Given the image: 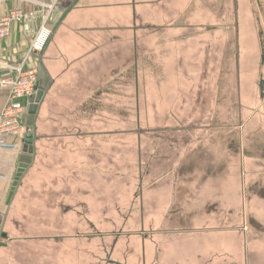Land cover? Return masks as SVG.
Segmentation results:
<instances>
[{"label": "crops", "instance_id": "1", "mask_svg": "<svg viewBox=\"0 0 264 264\" xmlns=\"http://www.w3.org/2000/svg\"><path fill=\"white\" fill-rule=\"evenodd\" d=\"M40 1L0 0V17L14 8L30 11ZM231 21L240 43L237 53L244 59L260 48L253 44L264 29L246 24L264 23L263 0L58 1L48 20L49 41L27 60L38 67L40 59L48 83L33 121L32 160L9 202L25 136L15 138L17 149L0 150V264H68L71 258L84 264L87 240L112 243L106 241L109 237H86L87 226L99 228L92 221L86 224L80 199L91 187L90 195H96L103 178L101 133L88 131L94 135L87 137L79 131L74 143L73 113L95 114L102 81L117 80L119 54L139 53L142 65L160 69L165 53H186L193 66L199 48L209 51L203 38H215L214 23ZM139 35L140 49L134 43ZM30 39L23 25L12 23L0 38V64H20ZM254 85L244 81L239 89V116L244 118L234 151L226 140L228 128H221L218 153L213 134L209 141H199L192 126L174 128L180 136L173 147L154 151L142 191L143 234L131 237L140 246H126L123 253L114 242L107 264H135L139 254L141 264H264V98L261 85ZM7 99L8 89L0 88V112ZM105 162L116 169L111 157ZM125 225L111 224L118 230ZM79 236L84 242L79 243Z\"/></svg>", "mask_w": 264, "mask_h": 264}, {"label": "rangeland", "instance_id": "2", "mask_svg": "<svg viewBox=\"0 0 264 264\" xmlns=\"http://www.w3.org/2000/svg\"><path fill=\"white\" fill-rule=\"evenodd\" d=\"M255 25L256 22L247 23L246 27L251 30L264 29L263 21L258 27ZM214 27L215 38H203L210 46L208 53L203 51L205 46L199 48L198 63L195 62L193 66L188 63L192 55L186 53H165L163 56L166 60L161 63L164 66L160 69L142 65L139 53H131L130 56L119 54L121 59L115 71L117 80L102 81L101 98L96 101L95 114L74 117L73 113L69 122L74 143L80 140L79 131H84L87 137L94 135L88 131L98 134L99 129L101 133L103 178L100 183L97 182L96 195H90L94 190L91 187L85 192V198L80 199L86 205V224L92 221L99 228L87 226L86 233L90 234L86 237H109L110 240L106 241L112 242L105 245L100 241L99 245L94 240H87L84 264H107L108 260H112L110 252L115 249V244L117 252L123 250V253L127 252L126 246H140V240L131 237H141L143 234L140 230L142 191L147 189L148 177L144 176L148 171V159L154 158L151 157L154 151L163 149L167 144L173 147V140L180 136L174 134V128L197 127L193 137L202 142L209 141V136L213 134V146L218 153L221 152L217 147L222 142L221 128H228L225 136L229 137L226 140L231 143L232 152L244 118L240 119L239 116V89L242 83L250 81L261 85L264 98V35L257 34L253 45H260V48L257 47L255 53L245 54V64H241L244 59L237 53L240 43L236 37L235 23H214ZM134 43L140 49V35L134 39ZM203 59H207L206 63L200 62ZM177 60H182V63ZM37 62L41 64L40 59ZM143 66L149 69H142ZM148 76L152 77L150 81H146ZM209 85L212 86L211 95ZM257 95H260L258 90ZM110 157L112 164L117 163V171H112L115 166L106 165L105 159ZM115 222H127L125 226L129 229H115L111 226ZM82 242L83 238L79 236V243ZM73 248L76 250L77 247ZM70 254H73V250ZM138 256V260H133L135 264H141L140 254ZM68 264H76V259L71 258Z\"/></svg>", "mask_w": 264, "mask_h": 264}, {"label": "built area", "instance_id": "3", "mask_svg": "<svg viewBox=\"0 0 264 264\" xmlns=\"http://www.w3.org/2000/svg\"><path fill=\"white\" fill-rule=\"evenodd\" d=\"M59 0L36 2L34 9L9 10L0 17V38L9 33L12 23H20L24 32L31 36L23 60L18 65L0 64V88L8 89V99L0 112V150H15L17 137L26 134L27 106L35 94L38 67L27 65L30 55L41 52L51 37L48 20Z\"/></svg>", "mask_w": 264, "mask_h": 264}, {"label": "water", "instance_id": "4", "mask_svg": "<svg viewBox=\"0 0 264 264\" xmlns=\"http://www.w3.org/2000/svg\"><path fill=\"white\" fill-rule=\"evenodd\" d=\"M47 83H48V78L46 72L43 66L40 64L38 65V79L35 87V94L27 106L26 134L23 139L22 153L19 156L16 173L8 193V198H7L8 202L14 193V190L18 184L20 177L22 176L23 172L25 171V169L31 163L32 160V152H33L32 126H33L35 114L37 112L38 104L41 101Z\"/></svg>", "mask_w": 264, "mask_h": 264}]
</instances>
